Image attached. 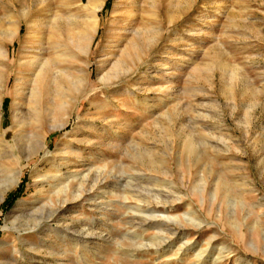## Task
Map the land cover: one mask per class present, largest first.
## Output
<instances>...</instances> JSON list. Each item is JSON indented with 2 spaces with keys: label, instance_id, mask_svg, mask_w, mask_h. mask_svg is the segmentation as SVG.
Here are the masks:
<instances>
[{
  "label": "rangeland",
  "instance_id": "rangeland-1",
  "mask_svg": "<svg viewBox=\"0 0 264 264\" xmlns=\"http://www.w3.org/2000/svg\"><path fill=\"white\" fill-rule=\"evenodd\" d=\"M96 2L88 52L61 62L77 0H0V264H264V0ZM38 36L85 80L37 121L26 93L18 128Z\"/></svg>",
  "mask_w": 264,
  "mask_h": 264
},
{
  "label": "bare ground",
  "instance_id": "bare-ground-1",
  "mask_svg": "<svg viewBox=\"0 0 264 264\" xmlns=\"http://www.w3.org/2000/svg\"><path fill=\"white\" fill-rule=\"evenodd\" d=\"M76 5L80 10L83 11V14L81 13L82 14L81 21L83 23L82 28L77 30L75 35L67 37L68 42L66 45L61 44L58 40L50 41L49 47L58 57L64 55L65 57L76 59L79 57L80 54H86L89 50L91 40L93 38V32L95 31V25L97 24L98 21L97 13L101 7V4L100 2L97 3L96 0H77ZM71 16H75V14L70 15V17ZM131 16L132 15L130 14L129 17ZM40 42H41V38L39 36L33 37L32 43L30 42L25 47L23 46V48L29 53H26L27 55H24L18 61V72L14 87L15 97L12 102V118H13L14 126H18V128L21 123L20 122L21 114H20V108L18 106L19 102L17 100H21L26 93L29 94L34 104V108L33 107L32 108H33V113L36 117L35 121H37V118H39L38 117L39 107L37 106H39L43 101L52 102L54 97L53 92H55L56 95L61 97L60 98L61 102L58 108L63 110L64 105L66 104V101L64 100V96L66 95L70 96L74 92L78 91L80 87V82L83 79L80 78V76H79L80 79H78V76L74 75L69 70V67L60 66L59 61L57 59L50 57L42 59L41 54L43 52V48L40 46L41 45ZM70 46L74 48V52L70 48H68ZM66 50H68V52H66ZM0 58L3 60L8 58V53L3 47H0ZM63 59H64L63 57H60L59 60L62 62ZM58 78H63L65 82L59 84L60 82L58 83L57 80ZM29 82L31 83L32 87L28 90L26 88V85ZM41 82L48 87V90L45 93L40 91ZM51 85H55L54 90H52V92L50 91ZM48 110L50 109H47V111ZM19 136L22 137L23 135L20 134ZM2 141L3 140L1 139L2 150L4 152H11V148L3 144ZM44 143L45 142L42 140V136H40L38 132H34L31 135L27 136V148L32 151L43 147ZM15 174L16 173H13L12 175L14 182L17 179L15 177ZM53 177H57V175H54ZM57 231H59L60 233L62 230L57 229ZM61 236L63 240L66 239V235L62 234ZM204 251L205 250L197 251L194 254L195 257L197 259L202 258L201 253Z\"/></svg>",
  "mask_w": 264,
  "mask_h": 264
}]
</instances>
